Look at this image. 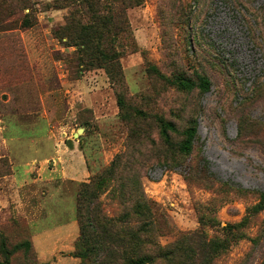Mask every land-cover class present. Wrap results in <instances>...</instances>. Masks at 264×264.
Segmentation results:
<instances>
[{
	"label": "rangeland",
	"instance_id": "374dc122",
	"mask_svg": "<svg viewBox=\"0 0 264 264\" xmlns=\"http://www.w3.org/2000/svg\"><path fill=\"white\" fill-rule=\"evenodd\" d=\"M73 1L9 0L1 14L0 260L4 242L8 264H264V0H102L120 81L55 35ZM159 118L176 126L170 145ZM95 180L104 243L78 249L76 198Z\"/></svg>",
	"mask_w": 264,
	"mask_h": 264
},
{
	"label": "trees",
	"instance_id": "16d2710c",
	"mask_svg": "<svg viewBox=\"0 0 264 264\" xmlns=\"http://www.w3.org/2000/svg\"><path fill=\"white\" fill-rule=\"evenodd\" d=\"M8 1L9 0H0V19L1 14L7 16V14H10V11L12 10L11 6L8 4ZM12 1H15L16 3L20 2L22 8L26 6L28 2V0ZM75 2H77L79 6L82 7V9H80L77 13L71 11V13H69L65 18V24L60 26L55 31V35L60 38L65 37L68 45L77 47L79 54L78 59L81 63H85L84 69H89V67L102 68L109 75V77H111V79L120 81L122 78V72L118 60L119 54L115 50V44L109 36V33H113L115 31V28L113 29L112 23L115 22V19L112 18L111 15L101 12L104 10L106 11V9L109 8L103 5L102 0H74L72 3ZM33 23V20L28 18V15H26L23 18L22 26L27 28L32 26ZM1 27L4 28L6 26ZM174 82L176 86L182 90H191L196 86L195 82L184 74H177L174 78ZM198 86L200 90L204 92L208 90L209 82L205 77L199 76ZM118 104L120 108V100H118ZM158 126L159 136L162 142L165 145H170V133L176 131L175 124L170 120L159 118ZM195 135L196 124L195 121H191V123L185 128L183 137L178 144V151L180 153L188 154L192 150ZM118 163L119 161L117 156L111 162L110 167H115L118 165ZM100 176H104V174L101 173ZM95 184L96 186H94L93 183L94 188L90 191L87 190L90 185L88 183L84 184L77 194L75 207L80 229L79 238L76 244V248L78 249L80 248V244L87 246L98 236L100 240L97 241L103 242L102 236L97 229V217L95 218V215L101 212L99 208L100 205L97 201V196L100 192V189H102L101 186H103V183L95 180ZM140 195L141 198H138L135 202V212L144 216L143 219L146 220L148 214L150 213L149 209L148 211H145V208L148 207L146 206V200L143 197L141 191ZM260 199V202L255 206L256 211H259L263 208L264 193H261ZM228 226L229 227L227 230L229 231V237L227 239L233 237L232 235L237 234L238 230L244 226V223L239 222L238 224ZM133 236L135 238L138 237L136 235ZM23 245L27 247L29 242H24ZM221 245V242H213V250L218 249ZM16 247H19V245H16ZM1 252L3 254V259L0 260V264H8L10 250L5 247L4 242L1 244ZM145 259L146 257H140L138 259L129 258L128 262L130 264H144Z\"/></svg>",
	"mask_w": 264,
	"mask_h": 264
},
{
	"label": "crops",
	"instance_id": "0c3cea01",
	"mask_svg": "<svg viewBox=\"0 0 264 264\" xmlns=\"http://www.w3.org/2000/svg\"><path fill=\"white\" fill-rule=\"evenodd\" d=\"M72 170H74V168L73 169H70V171H72ZM81 174V173H80Z\"/></svg>",
	"mask_w": 264,
	"mask_h": 264
}]
</instances>
